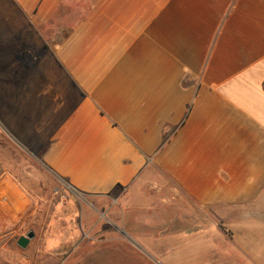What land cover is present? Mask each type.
<instances>
[{
    "label": "crops",
    "instance_id": "crops-1",
    "mask_svg": "<svg viewBox=\"0 0 264 264\" xmlns=\"http://www.w3.org/2000/svg\"><path fill=\"white\" fill-rule=\"evenodd\" d=\"M0 133L33 162L0 166V247L33 234L14 255L64 252L55 178L264 264V0H0Z\"/></svg>",
    "mask_w": 264,
    "mask_h": 264
},
{
    "label": "rangeland",
    "instance_id": "rangeland-1",
    "mask_svg": "<svg viewBox=\"0 0 264 264\" xmlns=\"http://www.w3.org/2000/svg\"><path fill=\"white\" fill-rule=\"evenodd\" d=\"M33 162L22 150L0 133V166L6 169L31 168ZM47 184L50 188V210L55 217L54 230L62 233L64 229V252L50 255L41 254L38 245L26 251L22 258L14 255L15 238L2 240L8 249L0 247V264H222L236 262L237 252L229 238L216 237L205 248L204 239L189 250L190 240L174 239L154 229L157 236L143 237L141 222L123 213L116 191L112 196H94L73 193L55 178ZM147 193L155 192L150 186ZM169 210L167 208L163 211ZM162 208H154L151 217L157 219ZM145 213V212H144ZM157 214V215H156ZM161 216V214L159 215ZM169 220V219H168ZM170 223V222H169ZM172 223V222H171ZM171 225V224H170ZM80 229L71 238V229ZM158 231V232H157ZM171 231V229L169 230ZM62 235V234H61ZM193 241V240H191ZM235 241L234 239L232 240ZM43 243V241H42ZM155 245V246H154ZM175 249L173 247H177ZM204 247V251H203ZM18 248V247H17ZM157 248V249H154Z\"/></svg>",
    "mask_w": 264,
    "mask_h": 264
},
{
    "label": "water",
    "instance_id": "water-1",
    "mask_svg": "<svg viewBox=\"0 0 264 264\" xmlns=\"http://www.w3.org/2000/svg\"><path fill=\"white\" fill-rule=\"evenodd\" d=\"M33 237L32 232H28L25 236H21L18 240H17V244L18 246H20L21 248H25L26 245L29 242V239H31Z\"/></svg>",
    "mask_w": 264,
    "mask_h": 264
}]
</instances>
